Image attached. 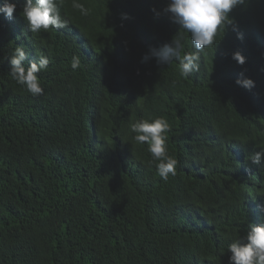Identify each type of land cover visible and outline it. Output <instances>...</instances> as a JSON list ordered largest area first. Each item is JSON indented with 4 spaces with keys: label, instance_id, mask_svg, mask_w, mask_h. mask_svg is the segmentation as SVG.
I'll list each match as a JSON object with an SVG mask.
<instances>
[{
    "label": "trees",
    "instance_id": "16d2710c",
    "mask_svg": "<svg viewBox=\"0 0 264 264\" xmlns=\"http://www.w3.org/2000/svg\"><path fill=\"white\" fill-rule=\"evenodd\" d=\"M11 2L13 19L0 14V264H229L232 240L264 221V164L250 161L264 147V0L233 9L236 30L187 79L176 60L141 62L176 35L194 50L162 12L168 0H79L87 16L63 0L69 27L39 34ZM18 45L50 57L42 96L9 74ZM244 77L255 87L235 83ZM157 117L178 161L167 182L130 131Z\"/></svg>",
    "mask_w": 264,
    "mask_h": 264
},
{
    "label": "clouds",
    "instance_id": "9594fccd",
    "mask_svg": "<svg viewBox=\"0 0 264 264\" xmlns=\"http://www.w3.org/2000/svg\"><path fill=\"white\" fill-rule=\"evenodd\" d=\"M247 0H168L162 12L171 22L178 25V29L189 34L193 51H184L185 44L181 35L172 37L170 42L159 48H150L142 56L141 62H147L154 57L156 64L166 66L173 60L179 63L181 77L190 78L193 73L200 71L201 54L206 49H213L223 37L229 26L236 30L230 13L239 6H245ZM63 0H23L21 6L22 18L27 32L39 34L42 31L67 29L70 20L61 13ZM72 7L82 16L89 14V9L79 0H72ZM17 5L11 0L0 3V14L13 19ZM156 16L161 13L151 9ZM122 18H127L123 13ZM237 38L242 39L238 33ZM183 53V54H182ZM232 59L238 64L245 63V57L239 52L232 53ZM11 78L33 97L44 95L38 74L47 71L50 57L39 54L37 59L29 60L28 51L23 45L16 46L6 58ZM81 66V59L73 55L70 67L73 71ZM235 83L247 90L255 87L251 78H238ZM130 131L135 134L136 142L148 145V152L156 161V170L161 180L167 182L169 176H175L178 161L169 155L167 149V133L170 131L168 121L163 117L151 120L141 119L130 124ZM253 164H264V147H260L250 157ZM264 214V204L258 206ZM229 264H264V221L249 223L246 233L237 237L228 246Z\"/></svg>",
    "mask_w": 264,
    "mask_h": 264
}]
</instances>
